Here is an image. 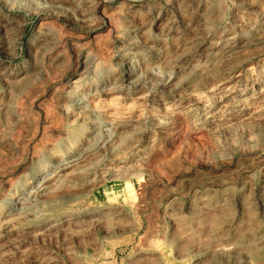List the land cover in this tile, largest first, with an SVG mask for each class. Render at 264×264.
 <instances>
[{
  "label": "rangeland",
  "instance_id": "1",
  "mask_svg": "<svg viewBox=\"0 0 264 264\" xmlns=\"http://www.w3.org/2000/svg\"><path fill=\"white\" fill-rule=\"evenodd\" d=\"M0 264H264V0H0Z\"/></svg>",
  "mask_w": 264,
  "mask_h": 264
}]
</instances>
